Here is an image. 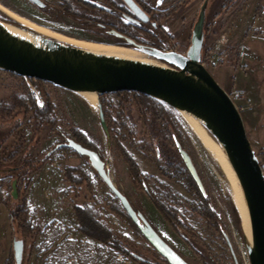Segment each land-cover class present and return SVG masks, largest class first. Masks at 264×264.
Listing matches in <instances>:
<instances>
[{"label": "rangeland", "instance_id": "rangeland-1", "mask_svg": "<svg viewBox=\"0 0 264 264\" xmlns=\"http://www.w3.org/2000/svg\"><path fill=\"white\" fill-rule=\"evenodd\" d=\"M0 3L18 15L68 38L126 46L124 39L100 33L88 27L86 20L65 13L59 0H46V10L30 0H0ZM202 3L203 0H183V5L172 12L170 18L162 19L164 27L172 33L173 43L178 50H188ZM209 5L203 60H206L207 67L222 85L227 86L226 82L229 81V90L236 86L247 91L245 103L252 106L242 114L249 138L264 165V0H211ZM0 18L17 22L1 9ZM225 33L227 37L222 41ZM137 51L140 56L153 59L149 54ZM26 86L40 107L45 104L43 93L49 94L57 128L63 135L49 125L37 131L32 114L14 107L13 97L23 94ZM109 96L118 104L116 92L109 93ZM99 101L98 95V107L92 109L80 92L46 81L39 83L36 79H27L0 68V264H9L11 254L14 255L15 238L25 242L24 264H147L143 262L145 260L164 264L159 252L137 230L126 211L118 207H122L119 198L99 176L89 157L66 148H57L68 138L77 140L74 129H80L97 144L112 181L135 207L143 209L151 221L146 205L152 206L154 203L148 190L159 195L158 188L163 185L188 200L186 207H180L181 216L191 227V232L185 237L167 222L173 230L170 232L163 219L155 218L166 234L152 223L190 264H250L241 223L237 222L234 214L232 183L215 155L197 147L186 128L184 114L167 105L175 124L173 140L175 144L176 140H180L191 154L202 178V192L216 211L223 233L199 215L196 209L201 204L200 197L198 193L188 190L187 179L167 175L168 161L158 148L161 142L157 136H152L151 127L146 125L135 104L127 105L126 114L135 125L137 142L120 137L124 149L137 161L145 175L141 183L134 181L130 166L118 147L116 114L106 118L109 130H112L107 134L100 121ZM141 141L149 143L151 153L142 148ZM165 148L175 157V161L180 160L177 144L166 143ZM32 160L38 166L36 170H32L31 166L15 169L23 162ZM75 165L81 166L91 176L90 185L73 189L65 176V169ZM14 179L18 180L17 197L12 192ZM76 204L95 206L104 223L128 247L132 256L83 233L79 229V218L74 208ZM22 208L29 209L33 214L31 220L35 229L29 235L16 233L10 221L11 212L18 213Z\"/></svg>", "mask_w": 264, "mask_h": 264}, {"label": "water", "instance_id": "water-1", "mask_svg": "<svg viewBox=\"0 0 264 264\" xmlns=\"http://www.w3.org/2000/svg\"><path fill=\"white\" fill-rule=\"evenodd\" d=\"M30 1L39 7L47 5L46 0ZM88 1L104 6L97 0ZM124 1L134 12L144 16V11L135 0ZM208 5L209 0H205L201 6L186 53L175 49L163 51L126 37V43L134 45L131 48L143 51L153 59L92 51L44 35L18 20L19 24L0 18V68L27 79H40L76 92H95L99 96L124 90L137 91L192 115L222 146L236 174L252 232L249 240L242 230L249 261L250 264H264V165L249 138L241 110L229 90L203 62ZM9 24L23 33L14 31ZM108 33L125 36L115 28L108 29ZM99 107L102 126L110 134L100 101ZM176 144L185 164L204 192L202 178L191 154L180 140H176ZM65 145L89 157L99 176L111 187L130 218L161 256L170 264H190L116 186L104 159L96 150L73 138L58 144ZM17 183V179L12 182L14 197L18 196ZM224 234L230 244L227 233ZM13 248L16 264H23L24 240L15 238Z\"/></svg>", "mask_w": 264, "mask_h": 264}, {"label": "trees", "instance_id": "trees-1", "mask_svg": "<svg viewBox=\"0 0 264 264\" xmlns=\"http://www.w3.org/2000/svg\"><path fill=\"white\" fill-rule=\"evenodd\" d=\"M61 2V7L63 11L72 17L79 19V20H86L87 26L91 28H96L95 25L89 20L90 18L100 17L101 9L89 2H85L83 0H59ZM46 10V8H42ZM14 23L19 24L16 21H12ZM128 44V43H127ZM130 45V44H128ZM34 80V78H30ZM39 83H43V80L36 79ZM119 96L118 104H115L114 101L110 98L109 94H102L100 95V104L105 113L106 118L109 116H114L117 129L115 130L116 138L118 141V147L121 150L126 162L130 166V171L132 178L135 182L141 183L145 179V175L141 171L137 161L124 149L123 144L120 141V137L122 139L127 140L132 143H136V128L135 125L132 124L128 116L126 114V107L127 105H136L140 114L143 116L146 125L151 127V132L153 133L152 136H157L158 140H160L159 150L162 156L167 158V165L169 166V171H167V175L169 177H184L187 179L189 183L188 190L193 191L194 193H198L200 197V203L198 208L196 209L199 215L205 219L214 229L223 233V228L221 221L213 209L212 204L209 201V198L205 196L202 192L201 188L199 187L197 181L191 174L190 170L188 169L187 165L185 164L181 154V158L179 161H175L172 156L166 149V143L170 145H176L173 136H172V129L174 127V120L170 113V108L160 100H157L147 94L137 92V91H119L116 92ZM45 104L43 107H40L33 94L29 90V87L26 86V90L23 94L15 95L13 97L14 107L20 108L26 114L31 113L35 125L36 130H42L44 126L49 125L52 129H56L59 131L56 125V115L54 111L53 102L48 93H43ZM9 107V106H8ZM6 110L8 108H5ZM6 112V111H4ZM152 121V122H151ZM151 122V125H150ZM159 125V126H158ZM112 132V130H110ZM156 134H155V133ZM61 135L63 132L59 131ZM74 136L78 142L82 143L84 146L92 148L96 150L101 157L102 153L99 150L97 144L89 139L83 131L80 129L73 130ZM142 148L149 153L152 152L151 146L147 141H141ZM62 147L72 151L77 152L73 148L65 145V146H58L57 148ZM156 150V154H157ZM38 164V163H37ZM39 165V164H38ZM31 166L32 170H36L38 166L34 160L26 161L22 163V166L15 167L16 170H20V167L23 169H27ZM21 168V169H22ZM65 176L67 180L71 183L73 189H80V187L84 184L90 185L91 176L81 167L78 165L75 166H67L65 169ZM18 178V177H17ZM159 195L152 193L150 190L151 200L153 201L154 205L157 209L162 213L163 217L166 221L183 237L185 234L191 232V227L184 221L183 217L180 214V207H186L188 200L181 196L179 193L170 190L168 188L163 187V185L159 186ZM0 200H2V194H0ZM234 203V202H233ZM118 207L123 208L124 211L126 209L118 205ZM28 208V207H27ZM22 208L19 209V212H11L10 214V221L12 224L13 230L17 233L21 232L22 234L29 235L32 233L34 228V223L31 220V216L33 215L30 213L29 209ZM77 216L79 218L80 223V230L85 233L86 235L95 238L99 241L104 243H109L114 249L121 251L125 255L132 256L131 252L129 251L128 247L122 244L117 236H115L114 231L109 228L103 221L102 216L97 208L93 205H78L74 206ZM137 211L143 212L142 208L135 207ZM127 213V211H126ZM234 214L238 223H241V217L239 212L236 208L234 203ZM128 215V213H127ZM145 215V213H144ZM131 222L135 225L137 230L144 236L140 227L130 218ZM148 221L156 228V226L152 223V221L145 215ZM157 229V228H156ZM145 238V236H144ZM146 239V238H145ZM147 240V239H146ZM148 241V240H147ZM164 261V264H170L169 261L160 256ZM147 264H160L158 262H153L150 260L143 261ZM9 264H15L14 255L11 254ZM24 264V258H23ZM208 264V263H207Z\"/></svg>", "mask_w": 264, "mask_h": 264}, {"label": "flooded vegetation", "instance_id": "flooded-vegetation-1", "mask_svg": "<svg viewBox=\"0 0 264 264\" xmlns=\"http://www.w3.org/2000/svg\"><path fill=\"white\" fill-rule=\"evenodd\" d=\"M83 1L89 2L101 9L99 18L95 17L89 19L93 25L96 26L95 29L100 33L110 34L108 33V29L115 28L125 35L124 37H119L124 40H126V37H130L137 43L147 44L163 51L175 49L178 52H187V50L181 51L177 49L173 43L172 33L162 24V19L170 18L172 12H176L179 7L183 5V0H135L144 11V16H140L134 12L124 0L98 1L104 6L88 0ZM204 1L205 0H203V3ZM45 7H47V5ZM128 44L126 43L125 45L127 47H134L132 43Z\"/></svg>", "mask_w": 264, "mask_h": 264}, {"label": "bare ground", "instance_id": "bare-ground-1", "mask_svg": "<svg viewBox=\"0 0 264 264\" xmlns=\"http://www.w3.org/2000/svg\"><path fill=\"white\" fill-rule=\"evenodd\" d=\"M0 9L5 11L7 14H9L14 19L24 23L26 26L35 29L36 31L53 37L57 38L59 40H62L64 42L75 44L79 47L89 49L96 52H104L108 54H117L121 56L126 57H132V58H143L148 59L143 56H140L138 54V51L127 46H121V45H102L97 43H90V42H84V41H78L75 39L68 38L66 36H63L61 34L55 33L43 26H40L31 20L22 17L18 15L17 13L13 12L9 8L3 6L0 3ZM9 27L13 29L16 32L23 33L20 29L16 28L12 24H9ZM145 56V55H144ZM82 96L85 98L87 104L92 108L96 109L98 107V94L95 92H80ZM182 114H184V119L186 120V128L191 135V138L195 141V144L197 147H199L201 150H208L212 154L215 155V158L219 165L221 166L222 170L227 174L229 180L232 183L234 194V202L235 205L238 208V212H240L241 217V229L244 233H246L249 240L252 238V232H251V226L250 221L248 218V213L246 210V205L244 202L243 194L241 187L239 185L238 179L236 177V174L222 148V146L217 142V140L208 132V130L198 121L196 118H194L192 115L181 111Z\"/></svg>", "mask_w": 264, "mask_h": 264}, {"label": "built area", "instance_id": "built-area-1", "mask_svg": "<svg viewBox=\"0 0 264 264\" xmlns=\"http://www.w3.org/2000/svg\"><path fill=\"white\" fill-rule=\"evenodd\" d=\"M226 37H227V34L226 33L223 34L222 35V39H223L222 41H224L226 39ZM203 62L207 66L206 60H203ZM229 93H230L232 99L237 104L238 108L241 110V112L252 106L248 103H245L247 91L244 88L234 86L233 88H231V90H229Z\"/></svg>", "mask_w": 264, "mask_h": 264}, {"label": "crops", "instance_id": "crops-1", "mask_svg": "<svg viewBox=\"0 0 264 264\" xmlns=\"http://www.w3.org/2000/svg\"><path fill=\"white\" fill-rule=\"evenodd\" d=\"M220 81V80H219ZM221 83V82H220ZM227 84V86H224L226 89H229V87H230V83H229V81L228 82H226ZM222 84V83H221ZM147 207V213L149 214V216H150V218L152 219V221L158 226V228L164 233V231L161 229V227H159V225L157 224V221H156V219L155 218H157V219H163V223L166 225V227L168 228V230L171 232V228H170V226H169V224L166 222V220L163 218V216L161 215V213L156 209V207L152 204V206L151 205H148V203H147V205H146ZM153 208H154V211H153ZM152 210V211H151ZM151 212H154V213H156L159 217H157L156 215H152V213ZM164 234H166V233H164Z\"/></svg>", "mask_w": 264, "mask_h": 264}]
</instances>
